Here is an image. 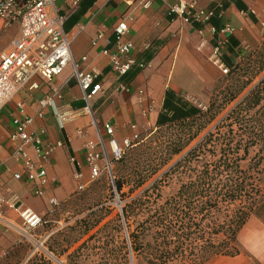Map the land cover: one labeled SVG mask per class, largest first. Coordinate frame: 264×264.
Returning a JSON list of instances; mask_svg holds the SVG:
<instances>
[{
	"label": "crops",
	"instance_id": "obj_1",
	"mask_svg": "<svg viewBox=\"0 0 264 264\" xmlns=\"http://www.w3.org/2000/svg\"><path fill=\"white\" fill-rule=\"evenodd\" d=\"M72 1L58 0L56 6L64 18L63 31L69 38L73 60L82 71L98 73L103 92L90 100L91 114L84 111L86 101L71 64L50 82L35 76L36 89L20 90L0 110V195L15 194L24 207L41 216L46 215L50 197L63 202L74 191L76 166L71 162L72 158L87 175L82 144L85 139L97 141L98 134L105 138V122L115 127L118 141L131 135V124L137 131L154 126L167 89L178 92L177 84L182 78L197 85L212 80L210 72L215 71V66L207 57L210 49L224 42L228 36L236 39L245 50L255 48L260 40L261 27H264L261 11L264 0H186L194 3L197 9L212 11L213 15L206 24L185 23L171 13L170 6L177 0H149L148 8H144L139 0H80L77 6H73ZM121 21L128 25L126 38L134 45L132 56L137 62L150 66L142 69L133 67L125 76L118 78L111 71L109 59L102 50L104 47L113 48V28ZM226 25L233 29L230 34L220 32ZM212 28L214 32H211ZM98 34L102 39L93 44ZM18 37V25H7L0 19V56ZM222 51L220 46V59ZM202 66L203 71L200 69ZM131 73L134 75L127 81L126 76ZM121 84L126 86L125 90L119 89ZM201 87L196 93L198 96L205 94ZM52 89L61 93V99L56 103L62 110L77 113L62 128L53 109L39 104L41 99L51 94ZM18 103L25 114L34 118L29 134L40 140L43 151L60 142V146L47 153L44 162L51 182L43 188L42 197L32 194L34 185L27 182L24 173L21 180L12 177L14 172L21 170L12 157L14 146L8 140L14 130L13 119L19 114ZM38 112L42 113L41 118L37 117ZM77 129L85 131L86 137H78ZM27 152L34 161H38L31 146L27 147ZM235 246L237 254L217 255L201 264H264V203L239 230Z\"/></svg>",
	"mask_w": 264,
	"mask_h": 264
},
{
	"label": "trees",
	"instance_id": "obj_2",
	"mask_svg": "<svg viewBox=\"0 0 264 264\" xmlns=\"http://www.w3.org/2000/svg\"><path fill=\"white\" fill-rule=\"evenodd\" d=\"M222 49L227 73L207 106L167 89L146 141L113 162L112 191L120 200L124 187L128 196L142 189L116 219L126 230L128 255L147 264H201L237 254L239 230L264 203V37L257 49L245 50L228 36ZM173 179L178 188L163 197L161 188Z\"/></svg>",
	"mask_w": 264,
	"mask_h": 264
},
{
	"label": "built area",
	"instance_id": "obj_3",
	"mask_svg": "<svg viewBox=\"0 0 264 264\" xmlns=\"http://www.w3.org/2000/svg\"><path fill=\"white\" fill-rule=\"evenodd\" d=\"M58 0H0V19L5 24L15 23L19 28V37L12 42L11 48L0 56V110L10 102L15 94L26 88L34 90L38 84L34 80L35 76L46 82H50L61 74L68 64H71L77 85L80 88L83 98L86 101L84 111L91 114L90 100L103 92L98 81V73L82 71L78 63L71 55L69 38L63 31L64 18L58 13L56 6ZM79 0H73L72 5L77 6ZM144 8L150 6L149 0H139ZM169 11L176 14L185 23L206 24L212 17V11L197 9L194 3H187L186 0H177L170 6ZM215 30L212 28L211 32ZM233 29L226 25L220 32L230 34ZM128 25L125 21L117 23L113 28V48L104 47L102 54L107 56L111 71L118 78L125 76L133 67L142 69L149 67V64L137 62L132 56L134 50L133 43L126 38ZM102 39L98 34L92 43L96 44ZM211 49L213 63L223 72L227 73V68L220 59V46ZM85 60V57H82ZM120 90H125L126 86L119 85ZM61 99V93L52 89L51 94L39 101L42 107L48 106L53 109L54 116L62 128L67 122L77 116V113L62 110L56 101ZM19 114L13 119L14 130L9 134L8 140L14 146L13 159L20 165L21 170L12 174L13 179L21 180L24 173L27 182L33 184L31 192L36 197H42L44 187L51 182L48 179L45 164L47 153L53 151L60 142L42 150L39 139H33L29 134V127L33 123V117L24 113L22 105L17 104ZM146 113V109L142 111ZM37 117L41 118L42 113L38 112ZM95 124L94 119L92 120ZM131 135L118 141L115 138V127L105 122L103 130L106 137L98 134V140L85 139L82 148L84 150V160L87 167L85 176L80 170V164L74 162L76 170L73 172L75 181L74 193L83 192L91 183H94L103 175L107 174L111 185H113V175L111 164L119 160L123 154L139 141V134L136 126L131 124ZM78 137H86V132L82 129L76 130ZM33 148L38 161H34L27 152V147ZM53 181V180H52ZM115 196H117L115 194ZM60 202L55 197L48 199L47 216L55 214L59 209ZM15 214L20 220V225H15L10 220V214ZM44 216L36 213L28 207H24L19 202L15 194L0 195V222L7 228H12L26 235L38 229L45 221ZM49 237V233L47 234ZM43 247V240L38 242ZM6 255L5 251L0 252V256Z\"/></svg>",
	"mask_w": 264,
	"mask_h": 264
},
{
	"label": "rangeland",
	"instance_id": "obj_4",
	"mask_svg": "<svg viewBox=\"0 0 264 264\" xmlns=\"http://www.w3.org/2000/svg\"><path fill=\"white\" fill-rule=\"evenodd\" d=\"M261 11L264 14V6ZM262 37H264V27H261L260 40L256 47L249 50L257 49L261 44ZM207 57L215 66V71L210 72L212 80L209 83L197 85L182 78L177 84L178 87L176 86L184 98L200 107L207 106L213 88L226 75L213 63L211 49ZM200 69L203 71V66ZM201 85L205 94L198 96L196 93ZM153 129L154 126H148L137 131L139 141L142 140L141 144L146 141L147 134ZM180 156L176 157L171 164ZM129 166L124 169V173H128ZM167 169L168 166L144 188ZM111 171L116 175L115 163L111 164ZM178 185L177 179L168 180L166 185L161 188L163 197L174 193ZM127 190V187L123 188L125 197L120 200L113 193L107 174L103 173L100 179L91 183L83 192L74 193L72 191L67 200L60 202L59 209L55 214L44 215L45 222L33 232L23 235L17 230L7 228L0 222V252H6L5 256H0V264H147L142 256L128 255L125 248L126 230L122 223L121 228L117 227L120 222L118 223L116 216L120 213L121 206L142 191L141 189L128 196ZM9 216L11 222L20 225V220L15 214ZM101 217L103 220L97 227L91 229L87 234H83L85 226L93 224ZM105 223L107 225L104 230L93 235ZM48 233L49 237H47ZM91 235L92 237H90ZM41 240H43V247L38 243Z\"/></svg>",
	"mask_w": 264,
	"mask_h": 264
}]
</instances>
